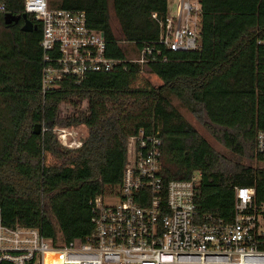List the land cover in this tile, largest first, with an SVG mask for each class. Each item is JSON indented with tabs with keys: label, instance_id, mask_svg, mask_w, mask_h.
Instances as JSON below:
<instances>
[{
	"label": "trees",
	"instance_id": "trees-1",
	"mask_svg": "<svg viewBox=\"0 0 264 264\" xmlns=\"http://www.w3.org/2000/svg\"><path fill=\"white\" fill-rule=\"evenodd\" d=\"M110 1L119 39L107 0L47 1L50 8L83 11L86 25L103 34L104 54L120 62L78 82L66 76L42 93L40 24L26 14L35 29L22 31V0H0L2 222L37 228L55 246L84 240L91 230L88 202L119 183L127 138L140 128H159L165 178L199 172L198 214L231 221L235 186L252 187L253 201H264V154H253L255 131L264 130V48L256 43L264 36V0H198L200 47L159 46L157 60L143 67L157 85L140 77L137 62L126 60L125 46L137 54L153 44L167 0ZM179 108L230 156L214 150ZM77 125L85 127L84 138L75 148L64 147L52 129Z\"/></svg>",
	"mask_w": 264,
	"mask_h": 264
},
{
	"label": "built area",
	"instance_id": "built-area-1",
	"mask_svg": "<svg viewBox=\"0 0 264 264\" xmlns=\"http://www.w3.org/2000/svg\"><path fill=\"white\" fill-rule=\"evenodd\" d=\"M22 10L41 27L42 93L66 76L78 82L87 73L107 72L120 62L104 54L103 34L86 25L83 11L50 8L47 0H22ZM173 13L158 21L153 44H144L126 60L143 67L156 59L159 46L198 50V0H177ZM256 43L264 48V36ZM52 130L64 147L80 144L72 127ZM253 154H264L262 129L255 131ZM161 157L158 127L149 132L140 128L127 138L119 183L88 202L91 230L84 240L55 246L37 228L5 225L0 215V261L45 264V255L51 254L58 264H264V201H253V188L234 187L231 221L200 215L194 202L199 172L167 179Z\"/></svg>",
	"mask_w": 264,
	"mask_h": 264
},
{
	"label": "rangeland",
	"instance_id": "rangeland-1",
	"mask_svg": "<svg viewBox=\"0 0 264 264\" xmlns=\"http://www.w3.org/2000/svg\"><path fill=\"white\" fill-rule=\"evenodd\" d=\"M189 1L193 2V1H197V0H189ZM176 2H177V0H167V15H169L171 18L174 17L173 11H174V7L176 5ZM107 11L109 14V23H110L111 30H112L114 36L117 39H119L120 38L119 28H118L116 18L113 14V11H112L110 0H107ZM125 47L127 48V51H128V52H126L127 57L129 59H133L136 56V54L134 52H132L131 50L129 51L128 46H125ZM139 75L141 78L146 80L151 85H157L158 84L157 77L148 73L144 68L142 69V71H140ZM165 94H167V93L165 92ZM173 103H175L174 100H173ZM64 111H65V107H62V112H64ZM179 111H180L181 115L183 116V118L196 129V131L209 143V145L214 150H216L219 153H222L226 156H230V154L216 140H214L208 132H206L204 130V128L198 123V121L191 114H189L183 108H179ZM72 128L76 130L77 139H78V141L81 142V140L84 138V136L86 134L85 127L83 125H77V126H74ZM46 161L49 163L56 162L49 156L46 157ZM259 166L264 168V162L259 163ZM33 264H37V262H34Z\"/></svg>",
	"mask_w": 264,
	"mask_h": 264
},
{
	"label": "water",
	"instance_id": "water-1",
	"mask_svg": "<svg viewBox=\"0 0 264 264\" xmlns=\"http://www.w3.org/2000/svg\"><path fill=\"white\" fill-rule=\"evenodd\" d=\"M20 18L22 20V24L20 26V29L22 31L29 32L32 29H35V24H33L32 21L27 18L26 13L22 12L20 14ZM38 132H39V124L35 123L33 125L32 133L37 134ZM64 264H74V263H64Z\"/></svg>",
	"mask_w": 264,
	"mask_h": 264
},
{
	"label": "bare ground",
	"instance_id": "bare-ground-1",
	"mask_svg": "<svg viewBox=\"0 0 264 264\" xmlns=\"http://www.w3.org/2000/svg\"><path fill=\"white\" fill-rule=\"evenodd\" d=\"M54 257L55 256L51 254L45 255V258H44L45 264H58Z\"/></svg>",
	"mask_w": 264,
	"mask_h": 264
},
{
	"label": "crops",
	"instance_id": "crops-1",
	"mask_svg": "<svg viewBox=\"0 0 264 264\" xmlns=\"http://www.w3.org/2000/svg\"><path fill=\"white\" fill-rule=\"evenodd\" d=\"M166 15H167V12H166Z\"/></svg>",
	"mask_w": 264,
	"mask_h": 264
}]
</instances>
